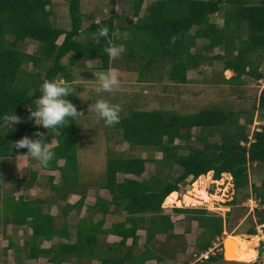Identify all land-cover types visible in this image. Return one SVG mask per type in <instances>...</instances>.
Returning <instances> with one entry per match:
<instances>
[{
	"label": "trees",
	"instance_id": "16d2710c",
	"mask_svg": "<svg viewBox=\"0 0 264 264\" xmlns=\"http://www.w3.org/2000/svg\"><path fill=\"white\" fill-rule=\"evenodd\" d=\"M63 1L66 3L69 21L67 29L51 23L50 0H0V158L16 155L17 151L22 152L23 149L11 148L12 141L25 135L38 138L33 134L44 130L28 119L29 108L34 109L33 101L41 95L42 82L45 79L64 80L72 86V67H83L89 61H97L101 70L108 69L111 59L103 49L111 44L125 49L120 58L123 57L125 63L135 64L137 80H149L148 75L151 76L155 68L163 66L161 71L164 70V73L160 77L166 82L185 84L188 71H199L200 66L216 63L220 71L228 69L232 72L228 78H222L219 74L215 76L223 83L242 85L243 75L264 81V0H257L256 3H250L249 0H149L146 4H143V0H129L132 20L120 15H108L97 21L94 20V12L80 13V0ZM213 15H219L221 25L210 20ZM84 21L88 23L83 26ZM243 25L246 27L244 37L241 34ZM102 26L108 27L109 36L101 37L98 44L96 32ZM114 31L120 33L118 39L112 36ZM59 36L61 40L56 43ZM25 39L36 43L33 52L17 47V42ZM68 54L67 64H62L61 58ZM25 65L30 67V71L24 69ZM65 98L72 102L76 96L72 91ZM255 101L258 108H264V84ZM24 111L27 113L21 118L22 123L14 124L12 129L4 125L6 114L12 112L18 115ZM238 111L213 105L192 113L129 109L120 115L118 124L107 127L119 130L120 139L127 145V149L133 150L136 145L153 146L159 157H108L101 186L107 190L110 198L106 201L95 197L93 204L86 207L87 213L96 211L102 217L94 222L81 217L74 227V242L56 243L48 250L50 263L59 264L64 257L71 255L93 256L98 250L96 234L110 233L120 238L116 245L118 248L124 246L127 238L130 244L118 255L101 257L100 264H122L129 259L133 264H143L145 259L153 257L146 243L154 235L175 237L171 232L170 216L163 213L161 202L165 206H178L180 202L176 200L175 191L178 190V184L184 183L187 177L189 181L196 178L192 184L195 182L194 190L198 195H192L184 204L206 202L207 199L200 195L207 194L202 185L208 180L210 172L213 180H217L222 173L228 174L234 192L249 186L257 205L245 218L250 220L256 216L254 225L261 224L264 236V126L249 132L244 124L251 122V114H246L242 124H238ZM68 123L51 132L47 129L44 132L47 141L54 139V145H58L53 147L55 156L48 167L57 168L61 182L57 186L50 184L49 187L63 192L68 178L75 180L76 171L74 119L70 118ZM227 124H232L233 128L227 130ZM192 128L208 131L220 128L218 140L209 141L206 135L192 133ZM198 141L201 142L200 146L193 144ZM59 158L62 164L56 166L55 161ZM148 162L152 163L153 171L141 178ZM172 164L178 165L181 172L169 180L168 174L162 172ZM249 165L260 167L257 185L248 180ZM117 173L129 176L116 181ZM82 200L83 195H80L75 201L66 203L63 215L71 208H78ZM234 202L235 198L232 197L227 204L232 205ZM24 205L23 202L15 203V210ZM109 205L114 210L122 209L126 216L122 222L114 223L111 228L104 230L101 224L103 215L109 211ZM171 212L182 215V220L187 224L186 230L189 222H195V254L205 252L213 242H217L212 253H207L204 259H198L197 264L233 262L223 258V251L221 254L218 250L221 248L218 237L223 222L220 215L210 214L200 207H173ZM16 216L15 219L19 218ZM48 220L49 217L45 222L38 214L30 218L33 239L25 242L28 246L27 257L32 258L47 251L38 248L34 238L64 235V228L60 232L52 231ZM21 221L23 218L18 220ZM125 223L128 225L124 226ZM254 225L244 230L249 238L255 236ZM139 228L144 230L145 243L143 250L133 256L131 251L137 240L135 231ZM7 246L11 247L12 242L9 241ZM235 257L236 251H233L231 258ZM242 261L245 263H233L249 264L248 261ZM251 264L264 262L253 261Z\"/></svg>",
	"mask_w": 264,
	"mask_h": 264
},
{
	"label": "rangeland",
	"instance_id": "374dc122",
	"mask_svg": "<svg viewBox=\"0 0 264 264\" xmlns=\"http://www.w3.org/2000/svg\"><path fill=\"white\" fill-rule=\"evenodd\" d=\"M149 0H143V4L148 3ZM250 3H256L257 0H249ZM51 12L49 19L51 23L56 26L67 29L69 27L68 15L66 12V3L63 0H50ZM130 1L129 0H80L79 10L83 14H94V20L97 21L105 18L108 15H120L125 19L132 20L129 14ZM210 20L217 25H221V18L219 15L210 16ZM88 22L84 21L83 26ZM246 27H241V34L244 37ZM8 38V36H6ZM61 40V36L56 39V43ZM199 42V41H198ZM17 47L24 50L33 52L36 43L32 40L25 39L22 42H17ZM213 52H216L213 49ZM253 59V55H251ZM69 54L61 58L62 64H67ZM264 58V56H263ZM110 66L106 70L98 68L97 61L86 62L83 67L73 66L71 69L73 84L72 91L76 96L74 105L78 112L83 113L78 118L74 119V135H75V156H76V171L75 179L80 182H89L90 184L101 183L104 177L105 161L112 155L119 156H148L150 158H158L159 153L156 152L153 146H134L133 152L126 150L127 145L120 139V132L117 129H110L104 124L103 120H97L95 115L88 111L90 103H94L98 98H106L110 102L119 104L122 108L120 115L125 114L129 109L139 110H173L180 113H192L200 109L209 108L213 105H218L224 109L238 111L237 123L242 124L246 114H251V122L244 124L245 129L249 132L254 127L264 126V108H258L256 104V96L262 86V80H254L249 76H242L243 84L238 86H231L227 83L221 82L218 74L222 78H228L231 73L221 72L219 64L213 63L211 66H200L199 71L193 69L188 72L187 82L185 84H170L160 77L163 71V66L155 68L152 75H148L151 80H137V72L134 70V63H125L124 58L111 59ZM26 71H30L28 65L23 66ZM114 71L118 74L121 81V88L115 93H102L98 96L92 89L95 87V79L92 71ZM146 75V74H145ZM205 80V81H203ZM218 80V81H216ZM77 83V84H76ZM78 88V90H77ZM87 98V100H81ZM244 110V111H242ZM247 112V113H246ZM26 111L18 114L20 118L26 115ZM33 124H35L33 122ZM7 127V122L4 123ZM232 124H227L226 129L231 130ZM14 125L12 126V128ZM41 130V129H40ZM192 133L206 135L209 141L216 142L218 140L220 128H213L211 130L192 128ZM39 131V130H38ZM42 132H46L44 129ZM106 136L108 139H106ZM50 142V140H49ZM52 142V141H51ZM194 145L200 146L201 142H193ZM183 153V151H179ZM146 171L144 174L153 171L152 163L146 164ZM181 172V168L172 164L163 170L162 174H168L169 180L173 179ZM71 174V172H70ZM248 180L250 183L257 185L260 179V167L249 165L247 169ZM194 180L189 181V177L185 179L184 183L178 184L176 200H179L178 206L173 207H200L204 208L208 213L220 215L223 219L222 231L218 239L223 241V254L227 261L244 262L248 261L249 264L255 261H264V236L261 232L259 224L254 225L256 216H252L250 220L245 218L248 212L257 205L254 200L248 185L242 187L237 191H233L229 175L226 173L220 174L217 180L211 178V172L208 175V180L202 185L204 191L207 193L205 196L200 195L207 199L206 202L196 204H184L192 195L196 194L194 190ZM234 197L235 202L228 205L227 202ZM199 201L198 199H196ZM164 206L162 210H168L171 206ZM251 206V210L249 207ZM254 206V207H253ZM227 214L225 215V212ZM166 212V211H165ZM6 213V212H5ZM8 213L6 214V216ZM5 217V216H3ZM245 218V219H244ZM28 222V221H27ZM2 227L4 221H0ZM194 224V223H193ZM254 225L255 236H258V242L255 246L257 254L252 260L243 256V247L241 243L238 246H233L231 252L236 251L235 258H228L225 254L226 242L230 240L229 236H234L240 240H251L253 237H247L244 230ZM178 227L181 226L177 224ZM187 225V224H186ZM28 227L32 229V225L28 222ZM193 232L188 236V240L196 234V227H192ZM25 229V228H24ZM16 239V238H15ZM186 240V239H185ZM186 242V241H185ZM191 243V242H190ZM189 243V244H190ZM217 243V242H215ZM3 243L0 242V246ZM17 249L18 243H13ZM214 248V246L212 247ZM195 250V248H193ZM213 250V249H212ZM263 253L262 256L260 253ZM0 264H9L12 260L9 256L1 257ZM185 260H190V257H185ZM242 258V259H241ZM16 262V261H15ZM233 262L219 261L216 264H242ZM245 263V262H244Z\"/></svg>",
	"mask_w": 264,
	"mask_h": 264
},
{
	"label": "crops",
	"instance_id": "0c3cea01",
	"mask_svg": "<svg viewBox=\"0 0 264 264\" xmlns=\"http://www.w3.org/2000/svg\"><path fill=\"white\" fill-rule=\"evenodd\" d=\"M221 72L231 73L232 75V72L228 69L221 70ZM49 140L50 143L54 145V139ZM126 150L128 152H133L132 149L129 150L126 148ZM26 151L27 149L22 150V152ZM16 155L0 158V221H4L3 227L1 225L2 223H0V242L3 243L0 246V253H3L1 257L12 255L14 260L9 256L12 260L9 264H51L48 259L50 255L48 250L54 247L56 243H73L75 239L74 227L75 224L80 221L79 219L81 217L89 219L91 222L102 217V215L96 211L87 213L86 207L93 204L95 197L107 201L110 195L106 189L102 188V182L95 185L71 178H68V181L65 182L64 192L54 190L55 188H50L49 185L52 184L57 186L61 182L57 168L48 166L41 167L35 160L30 161V166H25L24 161L18 159ZM61 164L62 159H56L55 165L61 166ZM17 169H20L21 172ZM150 172H152V170ZM146 175L147 174H142L141 178ZM128 176L127 174L117 173L115 178L116 181H120L122 178ZM138 179H140V177ZM175 192L177 193V191ZM80 195H83V200L79 207H76L77 209L71 208L63 215V206L66 203L75 201ZM19 202H23L26 205L18 207L17 210H15L14 204ZM169 206L171 207L168 208V210L162 211L163 213L169 214L172 222L171 232L175 237H167L164 234L154 235V237L146 243V246L152 251L153 257L145 259L143 264H197L199 262L198 257L203 252L195 254V250H193L195 235L190 239L191 243L188 240V236L193 232L192 227H196L195 222H189L187 226L188 229L186 230V222L182 220V215L171 212L172 205ZM160 208L164 209L162 202ZM108 210L109 211L103 215V222L101 224V228L104 230L111 228L114 223L122 222L126 216V213L122 209L114 210L112 205L108 206ZM7 213L8 215L6 216ZM14 213H16L19 218L15 219L16 214ZM24 214L25 217L23 216ZM35 214L43 217L45 222H47V217H49L50 220H48V222L52 231L57 230L60 232L62 228L65 230L64 235L54 234L49 237L34 238L35 245L40 249H47V251L29 258L27 257L28 246L25 245V242L33 239L31 228L28 227V222L32 215ZM22 218L23 221L18 222V220H22ZM177 224L181 226L178 227ZM127 225L128 223H125L124 226ZM135 234L137 240L135 247L131 251L133 256H137L139 252L143 250V245L145 243V233L143 229H137ZM119 239L117 235L110 233L96 234V247L99 251L96 250L93 256H66L59 264H100L101 257L105 255H118L129 246L130 239L127 238L124 242V246L118 248L116 245ZM9 241L12 242L11 247L7 246ZM13 243H18L19 247L16 249ZM216 245L217 243L213 242L211 248L213 246L216 247ZM108 246H111V249H108ZM218 250H220L222 254V247ZM205 252L212 253V249L208 248ZM155 256L157 259H155ZM188 256L190 260H185V257ZM122 264H133V262L129 259L123 261Z\"/></svg>",
	"mask_w": 264,
	"mask_h": 264
},
{
	"label": "clouds",
	"instance_id": "9594fccd",
	"mask_svg": "<svg viewBox=\"0 0 264 264\" xmlns=\"http://www.w3.org/2000/svg\"><path fill=\"white\" fill-rule=\"evenodd\" d=\"M108 36V27L102 26L96 32V42L99 44L101 37L107 38ZM112 36L118 39L120 33L114 31ZM124 51L123 47L114 44L103 49V52L113 60L118 59ZM92 73L95 77L93 80L95 87L92 91L98 96L102 93L111 94L120 90L121 81L116 72L92 71ZM262 83L264 84L263 80ZM40 93L41 95L33 101L35 105L34 109L29 108L28 119L32 120L36 125L47 129L49 132L52 129L68 125L70 118L76 119L83 114L78 112L76 106L65 98L72 93V86L67 81L45 79L40 86ZM81 100H87V98H81ZM88 111L92 112L97 120H103L106 126H113L120 122L122 108L119 104L112 103L108 99L101 97L96 99L94 103L89 104ZM4 120L10 129H12L14 124L23 122L19 116L12 114V112L6 114ZM33 135L38 138H29L27 135L22 136L20 139L11 142V148L17 150L27 149L26 152L17 151L16 155L18 159L24 161L25 166H30V161L35 160L41 167H47L55 156L53 147L58 145H52L47 141L44 132L37 131ZM17 170L21 172L20 169Z\"/></svg>",
	"mask_w": 264,
	"mask_h": 264
},
{
	"label": "bare ground",
	"instance_id": "6f19581e",
	"mask_svg": "<svg viewBox=\"0 0 264 264\" xmlns=\"http://www.w3.org/2000/svg\"><path fill=\"white\" fill-rule=\"evenodd\" d=\"M228 238H230L229 241L226 242L227 246L225 249V254L228 258L231 257V250L233 248V246H238L239 243H241L242 247H243V256L246 257L249 260H252L253 257L257 254V250L255 249L258 239V236H254L251 240H238L236 239L234 236H229ZM222 251H223V241H222ZM224 255V254H223ZM224 258V257H223Z\"/></svg>",
	"mask_w": 264,
	"mask_h": 264
},
{
	"label": "built area",
	"instance_id": "2783aa9c",
	"mask_svg": "<svg viewBox=\"0 0 264 264\" xmlns=\"http://www.w3.org/2000/svg\"><path fill=\"white\" fill-rule=\"evenodd\" d=\"M252 130H259L258 128H256V127H254ZM229 180H230V177H229ZM254 207V206H253ZM249 209L251 210L252 208H251V206L249 207ZM210 249H212V248H210ZM206 256H207V252H204V253H201L200 255H199V259H204V258H206ZM264 262V261H263Z\"/></svg>",
	"mask_w": 264,
	"mask_h": 264
},
{
	"label": "water",
	"instance_id": "95a60500",
	"mask_svg": "<svg viewBox=\"0 0 264 264\" xmlns=\"http://www.w3.org/2000/svg\"><path fill=\"white\" fill-rule=\"evenodd\" d=\"M221 247H222V242H221ZM262 254H263V253L261 252L260 255L262 256Z\"/></svg>",
	"mask_w": 264,
	"mask_h": 264
}]
</instances>
